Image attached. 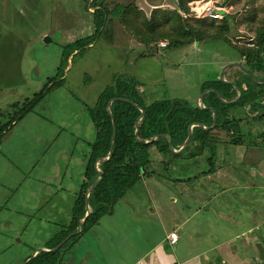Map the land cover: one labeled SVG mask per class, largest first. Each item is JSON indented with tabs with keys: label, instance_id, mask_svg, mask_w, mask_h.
<instances>
[{
	"label": "rangeland",
	"instance_id": "obj_1",
	"mask_svg": "<svg viewBox=\"0 0 264 264\" xmlns=\"http://www.w3.org/2000/svg\"><path fill=\"white\" fill-rule=\"evenodd\" d=\"M98 1L107 9L116 3H135L142 12L140 21L143 13L149 15L154 9L144 7L140 0ZM92 2L0 0V122L6 120L2 113L13 102L31 97L49 78L62 82L47 91L32 111L15 121L0 142V246L7 245L0 254V264L19 260L21 249H31L33 242H37L38 249L70 221L76 180L85 168L88 141L96 136L89 107L113 83L115 75L128 76L137 83L136 88L147 103L177 98L194 104L206 90L202 91L206 81L221 79L226 65L233 64L236 78L250 75L233 45H253L255 32L264 22V0H191L189 10H181L187 23L200 25L195 20L207 17L203 28L208 27L212 35L183 46L167 47L168 36L146 45L128 22L109 17L112 36L98 35L89 45L70 51L67 57L70 44L95 31L92 13L96 7ZM210 4L224 7L226 17L213 21L204 16ZM212 21L215 26L209 27ZM227 22L228 30L217 28ZM159 31L169 33L167 25L159 27ZM257 110L263 113L264 106ZM231 112L245 118L250 115L243 107H232ZM262 131L264 116L255 123L245 120L241 124L247 144L264 147V139L259 141L255 136ZM225 153L229 156L228 151H222V156ZM206 154L176 157L151 147L153 172L131 187L112 211L70 245L73 248L69 253L76 258L81 253L91 257L90 263L81 259L78 264H129L152 248L160 237L161 221L174 226L182 217L173 218V212L186 215L193 208L191 204L188 208V204L197 186L187 179L180 183L178 178H188L210 167ZM233 157L228 175L238 173ZM174 196L177 201H173ZM11 230L18 232L21 243H16ZM196 233L202 236L201 232ZM211 236L214 239L215 234ZM190 243L184 242L182 250L197 249ZM137 244L139 249H133Z\"/></svg>",
	"mask_w": 264,
	"mask_h": 264
},
{
	"label": "trees",
	"instance_id": "obj_2",
	"mask_svg": "<svg viewBox=\"0 0 264 264\" xmlns=\"http://www.w3.org/2000/svg\"><path fill=\"white\" fill-rule=\"evenodd\" d=\"M153 1L156 2L157 0ZM169 1L174 5V9L156 7L149 15L143 13L144 20L141 19L140 21L138 16L141 11L135 3H116L112 9H107L102 1L93 0L92 5L96 7L92 13L95 31L91 36L80 38L70 44L67 57L70 55V51L89 45L98 35L109 33L112 36V27L110 23L108 25L110 18H121L123 22H128L130 27H134L133 29L137 34L139 33L141 43L146 45H150L152 41L158 38L168 36L170 41L166 44L167 47L183 46L193 42H201L212 35L210 31H207L208 27L203 28L207 17L195 20L200 25L187 23V17L183 16L182 11L189 10L188 2L191 0ZM224 17H226V13ZM213 21L208 25L209 27L215 26ZM166 25L169 33L157 32L159 27L163 28ZM217 28L228 30L229 24L227 22L218 25ZM224 39L229 41L227 37ZM252 41L251 47L240 48L233 45L251 76L246 73L244 77L236 78L235 67L232 66L224 73V79L228 82L219 78L206 81L202 91L207 88L211 90L205 94L201 105L214 108L217 113L216 126L212 129H203L194 125L189 145L179 153L172 152L169 148V140L171 139L172 147L175 150L179 149L188 136V127L191 124L202 123L207 127L213 124V111L177 98L154 100L147 103L145 98L139 94L136 88L137 83L128 76L115 75L113 83L106 86L99 94L96 103L89 107V116L95 126L96 136L93 141H88L90 151L84 156V175L78 191L74 194L70 221L47 241L44 245L45 248L52 249L77 230L87 212V190L100 177L99 171H101L102 180L90 191L88 196L91 213L83 224L82 230L72 235L60 248L37 252L25 264H63L64 251L73 245L85 231L98 224L102 216L112 211L116 203L131 187L153 172L150 168L152 161L150 148L153 146L163 154H171L176 157H195L204 154L206 151V159L210 167L202 170L201 174L213 173L216 170L219 144L226 140L219 134V131L226 132L227 136L230 137L229 141L234 144L243 142L245 138V134L241 132L243 117L232 114L231 108L246 107V114H256L258 117L264 115V112L261 113L257 110V108L262 109L264 106V84H258L255 81L264 79V22L257 28ZM51 80L49 78L45 86L31 97L23 101L13 102L2 113L6 120L0 122V142L15 121L32 111L47 91L60 86L62 83L58 81V78H54V81ZM238 88L242 90V96L239 100L231 104L221 101V99L227 101L235 99L239 94ZM113 98L116 99L111 103V114H109L107 107ZM140 106L145 109V114L140 119L139 140L135 131L136 121L141 115ZM112 118H114L116 126L113 154L109 160L97 166L98 159H106L110 153L114 135ZM156 135L158 138L151 141Z\"/></svg>",
	"mask_w": 264,
	"mask_h": 264
},
{
	"label": "crops",
	"instance_id": "obj_3",
	"mask_svg": "<svg viewBox=\"0 0 264 264\" xmlns=\"http://www.w3.org/2000/svg\"><path fill=\"white\" fill-rule=\"evenodd\" d=\"M140 3L144 7L163 8L167 6L174 9V5L169 0L156 2L140 0ZM243 108L246 109V107ZM232 114L243 117L241 124L245 120L255 123L258 118L264 116L258 117L252 114L245 118L237 113ZM221 133L226 134V132L219 131V134L226 140L219 144L218 154L228 151L232 159L227 153L224 156L217 154V159H219L218 162L216 160V170L213 173L198 172L189 176L190 178L186 181L197 186L188 204V208L190 204L193 208H190L186 215H180V213L175 215L173 212V218L182 217V220L175 221L174 226L168 227L161 221L159 239L152 245V248L144 250L129 264H264V147L258 144H247L245 139L239 144H234L229 141L230 137L227 134L225 136ZM255 136L259 141L264 139V131ZM225 155L229 159L223 158ZM233 155L236 158L238 173L228 175L233 164ZM245 160V165L241 167L240 165ZM83 172L84 170L76 180L77 191L83 179ZM231 176L234 178L232 179ZM183 181L185 180H181L180 177L179 182L183 183ZM62 187H59L61 194H63ZM241 189L250 190L249 193H243ZM234 190L239 193H234ZM57 192H59L58 189ZM177 198L174 196L173 201H177ZM4 220L9 221L6 218ZM174 231L178 234V239L175 243H171L168 236ZM196 231L201 232L202 236L199 237ZM10 232L16 243L22 242L20 238L17 239L18 232L15 230ZM210 234H215L214 239ZM188 241L197 249L182 250L184 242L188 243ZM44 243L45 241L39 248H45ZM32 245L31 249H21V258L12 260L10 264H20L25 261L38 246L37 242H33ZM5 248L7 245L0 246V254H3ZM72 248L64 252L63 264H78L81 259L88 260L87 263H90L91 257L84 253L79 254L77 258L72 256L69 253ZM132 248L138 250L139 245H134ZM153 249L155 252L152 251Z\"/></svg>",
	"mask_w": 264,
	"mask_h": 264
},
{
	"label": "water",
	"instance_id": "obj_4",
	"mask_svg": "<svg viewBox=\"0 0 264 264\" xmlns=\"http://www.w3.org/2000/svg\"><path fill=\"white\" fill-rule=\"evenodd\" d=\"M233 64H228V65H226V67H224L223 69H222V71H221V80L222 81H225V82H228V81H226L225 79H224V73H225V71H226V69L227 68H229V67H231ZM250 76H251V74H250ZM253 77V76H252ZM256 83H258V84H264V81H256ZM211 89L210 88H207L203 93H201L199 96H198V98L196 99V102H195V104L196 105H198L200 108H203V109H210V110H212L213 111V124L211 125V126H209V127H207V126H204L202 123H193V124H191L189 127H188V136H187V138H186V140H185V142H184V144L178 149V150H175L173 147H172V141H171V139L169 140V148L172 150V152H181L182 150H184L188 145H189V141H190V138H191V135H192V127L194 126V125H198V126H200V127H202L203 129H212V128H214L215 126H216V123H217V113H216V111L214 110V108L213 107H206V106H203V105H201L202 104V100H203V97L205 96V94L207 93V92H209ZM238 96L235 98V99H233V100H230V101H227V100H223V99H221L220 98V96H219V98L221 99V101L222 102H224V103H226V104H231V103H234V102H236L237 100H239L240 98H241V96H242V90L241 89H239L238 88ZM116 98H113V99H111L110 101H109V103H108V107H107V110H108V112H109V114H111V110H110V106H111V103L115 100ZM140 109H141V115L139 116V118L137 119V121H136V131H135V135H136V137H137V139H139V137H138V134H139V124H140V119L144 116V114H145V109L143 108V107H141L140 106ZM112 120H113V123H114V118H112ZM114 125V135H113V137H112V142H111V148H110V153H109V156L105 159V158H100V159H98V161H97V166L100 164V163H103V162H105L106 160H109L110 158H111V156H112V154H113V141H114V137H115V130H116V126H115V123L113 124ZM156 138H158V135H156L155 137H153L152 139H151V141L152 140H155ZM140 140V139H139ZM147 142V141H146ZM100 172V177L93 183V184H91L90 185V187L88 188V190H87V194H86V197H87V199H86V205H87V212H86V215H85V217L81 220V222H80V224L78 225V227H77V230L75 231V232H73V233H71L70 235H68L65 239H63L58 245H56L55 247H53L52 249H49V248H38V249H35L33 252H32V254L30 255V257L28 258V259H26L22 264H25L26 262H28L29 260H31L34 256H35V254L37 253V252H40V251H51V250H56V249H58V248H60L72 235H74V234H77V233H79L81 230H82V226H83V224L85 223V221H86V219H87V217L89 216V214L91 213V209H90V205H89V201H88V196H89V194H90V191L102 180V172L101 171H99Z\"/></svg>",
	"mask_w": 264,
	"mask_h": 264
},
{
	"label": "built area",
	"instance_id": "obj_5",
	"mask_svg": "<svg viewBox=\"0 0 264 264\" xmlns=\"http://www.w3.org/2000/svg\"><path fill=\"white\" fill-rule=\"evenodd\" d=\"M206 15L213 19H222L225 16L226 10L222 6H217L214 4H210L209 7L207 6V10L205 11ZM165 45L164 43H162ZM169 240L171 243H175L178 239V234L174 231L169 234Z\"/></svg>",
	"mask_w": 264,
	"mask_h": 264
}]
</instances>
